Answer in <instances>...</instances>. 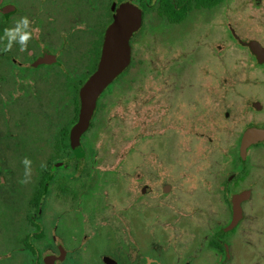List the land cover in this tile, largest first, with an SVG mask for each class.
Listing matches in <instances>:
<instances>
[{"label":"flooded vegetation","instance_id":"obj_1","mask_svg":"<svg viewBox=\"0 0 264 264\" xmlns=\"http://www.w3.org/2000/svg\"><path fill=\"white\" fill-rule=\"evenodd\" d=\"M254 234L264 0H0V264H247Z\"/></svg>","mask_w":264,"mask_h":264},{"label":"water","instance_id":"obj_2","mask_svg":"<svg viewBox=\"0 0 264 264\" xmlns=\"http://www.w3.org/2000/svg\"><path fill=\"white\" fill-rule=\"evenodd\" d=\"M116 27L114 32H117ZM111 33L106 40L103 59L100 63L97 72L86 82L82 92V108L80 114V121L76 129H82L89 123V115L93 111L94 100L101 92L122 70L126 64L120 57L122 46L117 43L115 34Z\"/></svg>","mask_w":264,"mask_h":264},{"label":"clouds","instance_id":"obj_3","mask_svg":"<svg viewBox=\"0 0 264 264\" xmlns=\"http://www.w3.org/2000/svg\"><path fill=\"white\" fill-rule=\"evenodd\" d=\"M25 25H28V20H27V18H23L22 20H21ZM19 31V29L18 28H16V29H5V34L7 35V36H9V39L11 40V39H14L15 38V35H16V33ZM29 37H30V33H26V34H24L22 37H21V40H22V42L23 41H27L28 39H29ZM10 48H11V43H9L8 45H7V47L5 48V51H7V50H10ZM24 50V47L22 46L21 47V51H23ZM23 164L26 166V170H25V179L24 180H22L20 183H27L28 182V177L30 176V169L28 168V166L29 165H31V161H29L27 158H25L24 160H23ZM41 167H44V165H42ZM150 259V258H149Z\"/></svg>","mask_w":264,"mask_h":264},{"label":"rangeland","instance_id":"obj_4","mask_svg":"<svg viewBox=\"0 0 264 264\" xmlns=\"http://www.w3.org/2000/svg\"><path fill=\"white\" fill-rule=\"evenodd\" d=\"M252 237L258 243L259 248L256 252L250 253L247 264H264V235L254 234Z\"/></svg>","mask_w":264,"mask_h":264}]
</instances>
